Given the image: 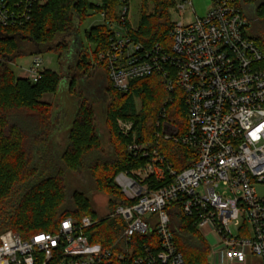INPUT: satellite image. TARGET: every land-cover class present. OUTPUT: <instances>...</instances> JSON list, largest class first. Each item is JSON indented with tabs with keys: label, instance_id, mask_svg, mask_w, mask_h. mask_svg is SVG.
I'll return each mask as SVG.
<instances>
[{
	"label": "built area",
	"instance_id": "1",
	"mask_svg": "<svg viewBox=\"0 0 264 264\" xmlns=\"http://www.w3.org/2000/svg\"><path fill=\"white\" fill-rule=\"evenodd\" d=\"M49 2L0 0V25H26ZM213 3L192 23L171 19L168 48L138 42L127 27L130 0H119L117 20L101 15L111 34L95 67L122 94L134 81L159 76L171 103L183 100L187 126H177L162 108L155 137L194 150L195 162L176 171L158 147L138 142L133 121L119 119L120 132L131 137L128 151L147 159L114 179L126 201L110 216L123 222L119 240L111 249L93 245L87 231L102 219L66 218L56 232L29 240L1 234L0 264H185L171 229L175 203L195 219L217 264H243L250 256L264 264V197L258 192L264 186V52L235 0ZM191 7L190 0L177 2L171 13L181 16ZM42 63L35 55L24 78L37 82ZM166 123L177 135L164 134ZM136 237L145 241L137 245Z\"/></svg>",
	"mask_w": 264,
	"mask_h": 264
},
{
	"label": "trees",
	"instance_id": "2",
	"mask_svg": "<svg viewBox=\"0 0 264 264\" xmlns=\"http://www.w3.org/2000/svg\"><path fill=\"white\" fill-rule=\"evenodd\" d=\"M176 3V0H141L139 25L134 28L131 22H127L132 36L148 47L161 43L169 48L171 10ZM235 3L245 16L242 0H235ZM118 6L119 0H51L44 7L35 9L32 21L26 25L9 28L0 25V236L6 231H13L23 240H29L39 233L56 232L66 218L80 221L85 216H92L99 219L89 199L82 193L76 192L72 197L74 210L65 209L66 187L62 175L63 168L72 171L79 169L85 156L99 149L100 139L93 122L95 111L81 104L70 129V149L58 156V150L50 144V137L44 138L48 134V119L52 112L51 106L43 98L58 92L62 78L54 72L44 71L34 83L16 77L11 65L23 56L22 43L34 46L35 50L30 53L33 56L47 50L60 51L68 47L62 39L76 36L79 25L89 17V11L105 15V22L113 21L118 19ZM150 6H153L152 10ZM253 15L254 20L249 27L253 39L264 52V1L254 8ZM110 34L106 23L85 31L88 45H93L94 50L91 54L87 49L84 54H78L77 67L84 77L100 65L99 55L107 49ZM58 37L60 41L56 43ZM106 82L107 95L111 100L106 111V123L116 160L97 165L98 170H94L98 190L107 195L111 212L114 213L119 205L126 202L114 183L115 177L121 172L138 169L147 162L145 157H135L128 151L131 137L120 132L119 119L133 121L138 142H151L153 148L158 147L178 172L195 162L196 153L183 145L155 137L156 121L162 108H167L170 115L175 112L177 121L174 123L177 126L182 129L187 126L183 100L177 97L171 103V97L159 76L134 81L127 94L114 90L107 77ZM74 85V80L68 84L72 91ZM136 99L141 101L140 110L137 109ZM150 184L153 188L156 182ZM169 214L176 246L183 254L185 264H212L211 247L195 225V219L185 216L177 203L171 205ZM123 228L120 218L117 221L103 218L87 231V235L91 244L111 249L119 240ZM135 241L138 245L145 238L136 237Z\"/></svg>",
	"mask_w": 264,
	"mask_h": 264
},
{
	"label": "rangeland",
	"instance_id": "3",
	"mask_svg": "<svg viewBox=\"0 0 264 264\" xmlns=\"http://www.w3.org/2000/svg\"><path fill=\"white\" fill-rule=\"evenodd\" d=\"M51 1V0H50ZM184 2L185 0H176ZM192 7L187 9L181 16L177 13H172V21H179L185 24L192 23L197 17H204L213 7V0H190ZM264 0H257L256 3H247L242 0V8L245 12V17L248 23L254 20V8ZM150 10L153 6L149 7ZM88 18L79 25V32L76 36L63 38L68 47L61 48L60 51L50 50L44 51L39 56L42 59L41 70L50 71L58 74L62 78L56 94L45 95L43 101L51 106V117L48 119L49 130L44 136L50 137V144H53L58 150V156L67 153L69 147V134L73 126L81 104L95 111L94 126L97 135L100 139V147L97 151L90 152L85 156L82 165L77 170H68L63 168V179L66 187V210H74L73 195L74 193L84 194L90 201L93 210L100 219L111 218L117 221V217H110L113 213L109 205L108 197L104 192L98 190L96 182V166L109 164L116 160V152L111 144L109 128L106 123V111L111 104V100L107 95L106 76L101 70L94 68L93 71L86 77L82 75V70L78 69L77 62L78 54H84L85 49L91 54L94 50L93 45H88L85 37V31L91 27L103 23L101 14L89 11ZM141 18V0H130L129 21L136 28L139 25ZM248 34L253 38L252 31L248 27ZM55 41L58 43L60 38ZM21 50L23 56L17 58L11 65L16 77L24 75L25 71L31 66L33 55L30 53L35 50L31 44L22 43ZM91 61V57L88 56ZM74 80V90L68 86L69 82ZM137 109H141V101L135 100ZM174 112L170 115L171 121H177ZM57 156V157H58ZM98 170V169H97ZM260 196L264 197V186L258 187ZM112 213V214H111ZM210 244L213 242L209 240ZM257 258L256 256H250ZM210 261L216 264V259L211 255ZM252 264V263H251ZM259 264V263H258Z\"/></svg>",
	"mask_w": 264,
	"mask_h": 264
},
{
	"label": "water",
	"instance_id": "4",
	"mask_svg": "<svg viewBox=\"0 0 264 264\" xmlns=\"http://www.w3.org/2000/svg\"><path fill=\"white\" fill-rule=\"evenodd\" d=\"M178 133V130L173 127L171 124H164V134H167V135H171V136H175L177 135Z\"/></svg>",
	"mask_w": 264,
	"mask_h": 264
},
{
	"label": "crops",
	"instance_id": "5",
	"mask_svg": "<svg viewBox=\"0 0 264 264\" xmlns=\"http://www.w3.org/2000/svg\"><path fill=\"white\" fill-rule=\"evenodd\" d=\"M21 77H23L24 78V75L23 76H21ZM262 264L261 263V260L259 259V258H251V257H249L248 258V260L246 261V263H243V264ZM217 264V263H216Z\"/></svg>",
	"mask_w": 264,
	"mask_h": 264
}]
</instances>
